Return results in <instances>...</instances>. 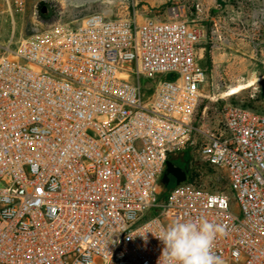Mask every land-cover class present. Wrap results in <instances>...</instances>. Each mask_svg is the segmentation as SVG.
<instances>
[{
  "label": "built area",
  "instance_id": "2783aa9c",
  "mask_svg": "<svg viewBox=\"0 0 264 264\" xmlns=\"http://www.w3.org/2000/svg\"><path fill=\"white\" fill-rule=\"evenodd\" d=\"M26 3L0 0V19ZM181 17L92 12L55 43L4 49L0 264H158L153 233L201 217L224 226L223 264H264V109L229 105L211 123L200 109L202 32ZM250 18L264 29V5ZM158 75L169 78L141 85ZM184 144L225 172V190L186 179L165 188Z\"/></svg>",
  "mask_w": 264,
  "mask_h": 264
},
{
  "label": "rangeland",
  "instance_id": "374dc122",
  "mask_svg": "<svg viewBox=\"0 0 264 264\" xmlns=\"http://www.w3.org/2000/svg\"><path fill=\"white\" fill-rule=\"evenodd\" d=\"M38 2H44L43 12L37 7ZM260 7L248 0H68L65 6L58 0H27L21 14L0 19V56L7 47L13 50L22 38L55 43L68 28L92 12L137 22L146 18L165 21L171 17L172 10L178 8L182 11L180 19L202 32L198 63L206 67L207 77L201 89L200 109L206 106L211 123L219 124L226 106L264 109V29L250 25L251 14L257 15ZM232 11L242 13L240 27L241 24L246 27L245 21L249 24L244 35H235L233 39L222 27L223 19L228 22ZM216 15L220 18L219 24ZM168 78L158 75L153 81L141 79V85L147 87ZM240 86L243 87L236 89ZM171 160L181 169L186 168L187 173L195 174L196 183L204 189L226 186L225 172L208 167L188 144ZM233 212L238 214L235 205Z\"/></svg>",
  "mask_w": 264,
  "mask_h": 264
},
{
  "label": "clouds",
  "instance_id": "9594fccd",
  "mask_svg": "<svg viewBox=\"0 0 264 264\" xmlns=\"http://www.w3.org/2000/svg\"><path fill=\"white\" fill-rule=\"evenodd\" d=\"M225 234L224 226L207 218L182 220L161 226L153 235L162 242L158 264H223L214 251L218 237Z\"/></svg>",
  "mask_w": 264,
  "mask_h": 264
},
{
  "label": "crops",
  "instance_id": "0c3cea01",
  "mask_svg": "<svg viewBox=\"0 0 264 264\" xmlns=\"http://www.w3.org/2000/svg\"><path fill=\"white\" fill-rule=\"evenodd\" d=\"M250 4H257V5H264V0H248ZM213 14H218L217 11H213ZM240 15H242V13L240 14V12H235L232 11L229 13V17H228V22H225V20L223 19V28L225 29L226 32L231 33L230 37L233 39V37L235 35H241V34H245L246 33V27L248 29L249 24L245 21V26L241 24L240 27ZM217 17V23H220V18L218 17V15H216ZM230 25H232V27H230ZM196 55H197V60H198V44L196 46ZM206 68V67H203Z\"/></svg>",
  "mask_w": 264,
  "mask_h": 264
},
{
  "label": "water",
  "instance_id": "95a60500",
  "mask_svg": "<svg viewBox=\"0 0 264 264\" xmlns=\"http://www.w3.org/2000/svg\"><path fill=\"white\" fill-rule=\"evenodd\" d=\"M41 11L43 12L44 8H42ZM168 175H171L174 178L175 184H179L185 181L186 179L185 172L181 168L174 166L170 161L166 162L165 172L161 178L162 184L164 185L168 184L169 181Z\"/></svg>",
  "mask_w": 264,
  "mask_h": 264
},
{
  "label": "trees",
  "instance_id": "16d2710c",
  "mask_svg": "<svg viewBox=\"0 0 264 264\" xmlns=\"http://www.w3.org/2000/svg\"><path fill=\"white\" fill-rule=\"evenodd\" d=\"M37 7L40 9V11L42 10V8L44 7V2H38V4H37ZM199 64V63H198ZM202 67V66H201ZM203 68V67H202ZM204 69H206V68H204ZM206 71H207V69H206ZM242 107H245V108H250V109H254V108H252V107H250V106H247V105H241ZM254 110H256V109H254ZM209 167V166H208ZM210 168H212V167H210ZM184 172H185V174H186V180L187 181H193V182H196V180H195V177H196V175L195 174H192V173H187V171H186V168H183L182 169ZM175 184V182H174V179H172L171 180V184H168V185H166L165 186V188H168V187H170V186H172V185H174ZM198 186H200V185H198ZM218 189H220V190H225V186H223V187H221V188H218ZM210 191H216V189L215 190H210ZM162 197H163V195H162Z\"/></svg>",
  "mask_w": 264,
  "mask_h": 264
},
{
  "label": "flooded vegetation",
  "instance_id": "af4514ba",
  "mask_svg": "<svg viewBox=\"0 0 264 264\" xmlns=\"http://www.w3.org/2000/svg\"><path fill=\"white\" fill-rule=\"evenodd\" d=\"M174 166L179 167L176 161L169 160ZM180 168V167H179ZM169 181L168 184H171V180L174 179L171 175H168Z\"/></svg>",
  "mask_w": 264,
  "mask_h": 264
},
{
  "label": "bare ground",
  "instance_id": "6f19581e",
  "mask_svg": "<svg viewBox=\"0 0 264 264\" xmlns=\"http://www.w3.org/2000/svg\"><path fill=\"white\" fill-rule=\"evenodd\" d=\"M60 1L61 4H63L64 6L68 3V0H58ZM174 12V11H173ZM2 23V22H1ZM4 25V24H3ZM5 28V27H4ZM243 86H240V87H237L236 89H240L242 88Z\"/></svg>",
  "mask_w": 264,
  "mask_h": 264
}]
</instances>
